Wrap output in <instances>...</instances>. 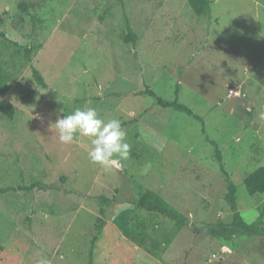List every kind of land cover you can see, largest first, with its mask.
<instances>
[{"label":"rangeland","instance_id":"374dc122","mask_svg":"<svg viewBox=\"0 0 264 264\" xmlns=\"http://www.w3.org/2000/svg\"><path fill=\"white\" fill-rule=\"evenodd\" d=\"M211 1L200 17L189 0H0V102L16 107L0 114V188L54 185L0 195V264H88L94 240L93 264H264V237L226 243L135 205L151 189L192 221L232 222L208 137L244 219L264 207L244 185L264 167V0ZM127 18L136 47L122 39ZM178 86L199 119L139 95L173 102ZM76 108L121 121L120 168L92 164L90 138L59 143L53 124Z\"/></svg>","mask_w":264,"mask_h":264},{"label":"trees","instance_id":"16d2710c","mask_svg":"<svg viewBox=\"0 0 264 264\" xmlns=\"http://www.w3.org/2000/svg\"><path fill=\"white\" fill-rule=\"evenodd\" d=\"M189 5L191 6L192 10L195 12L197 16H209L212 13V1L211 0H189ZM131 22L127 18L126 20V34L122 35V39L126 43L132 44L134 47L137 46V36L134 33ZM18 47V43H15ZM26 56L31 55L30 50H25ZM32 75L34 80L37 82L39 86H42L44 88H48V85L46 83V80L44 76L42 75L41 71L35 67L32 66ZM177 97L173 102L164 101L161 98H158L156 94L150 90L147 89L146 91H142L139 93V95H150L154 98H156L158 104L162 106L163 108H172L176 111L185 113L186 115L193 117L195 119H199L195 113L188 108L186 105L180 103L179 101V93H180V87H177ZM0 114L5 117L8 120H13L16 115V107L11 103L10 101L3 99L0 102ZM205 133V128H204ZM208 142L214 146L215 153L214 158L218 164L219 172L225 177L227 183H228V192L226 195V202L230 206L231 210L233 211V220L230 223H205V222H199V221H192L189 216L181 212L179 209H177L175 206L170 204L163 196L160 195V193L147 189L145 190L138 199L135 201V205L140 210H145V212L159 215L161 217H164L166 219L171 220L174 222L178 227L185 228L190 226H206L207 233L209 236L217 239H222L226 243H232L235 238L239 236H246V237H264V207L259 208V216L258 218L252 222H247L242 212L239 210L238 207V186L232 181L231 175L228 173L226 169V165L223 159V152L219 146L218 143L210 140L207 137ZM244 185L249 192L250 195H257V194H264V167H261L257 169L256 171L249 174L244 179ZM54 185H48L43 183H34L30 186H18V187H8V188H0V195L6 194L8 192L14 191H28L32 192L36 188L40 190H46L48 188H52ZM101 215L104 218L106 216V209L102 207L101 209ZM198 223V224H197ZM105 226V221L103 219L99 220L97 223V229L99 232L102 231V229ZM94 250H95V240L92 243V248L90 250V258L88 264H93L94 262Z\"/></svg>","mask_w":264,"mask_h":264},{"label":"clouds","instance_id":"9594fccd","mask_svg":"<svg viewBox=\"0 0 264 264\" xmlns=\"http://www.w3.org/2000/svg\"><path fill=\"white\" fill-rule=\"evenodd\" d=\"M53 125L54 136L63 145L75 144L81 136L90 138L89 161L105 172L120 168L129 158L130 145L126 142L127 132L121 121L116 118L105 121L94 108H76L71 114L58 117ZM38 264H51V261L42 257Z\"/></svg>","mask_w":264,"mask_h":264},{"label":"built area","instance_id":"2783aa9c","mask_svg":"<svg viewBox=\"0 0 264 264\" xmlns=\"http://www.w3.org/2000/svg\"><path fill=\"white\" fill-rule=\"evenodd\" d=\"M230 93H231V94H236V95L239 94V92H238L237 90H234V89H231V90H230Z\"/></svg>","mask_w":264,"mask_h":264}]
</instances>
